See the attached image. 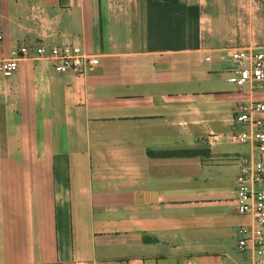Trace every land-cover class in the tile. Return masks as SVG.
Instances as JSON below:
<instances>
[{
  "label": "crops",
  "instance_id": "obj_1",
  "mask_svg": "<svg viewBox=\"0 0 264 264\" xmlns=\"http://www.w3.org/2000/svg\"><path fill=\"white\" fill-rule=\"evenodd\" d=\"M147 1L124 19L109 0H0L5 57L94 59L59 72L32 50L0 75V264H253L236 202L251 145L230 135L264 90L228 78L237 49L264 51V0H183L199 46L156 50Z\"/></svg>",
  "mask_w": 264,
  "mask_h": 264
},
{
  "label": "built area",
  "instance_id": "obj_2",
  "mask_svg": "<svg viewBox=\"0 0 264 264\" xmlns=\"http://www.w3.org/2000/svg\"><path fill=\"white\" fill-rule=\"evenodd\" d=\"M3 36L0 35V42ZM34 55L47 59L59 72H83L94 62L79 45L41 44L34 48L23 45L5 57L0 49V75L13 76L22 59ZM235 66L228 80L240 88L251 86L264 90V51L257 48H239L233 53ZM235 122L243 129L230 135L231 140L249 143L250 153L241 157L240 173L237 177V211L250 214L254 223L240 229L238 248L251 251L253 264H264V101L255 100L242 104L236 111Z\"/></svg>",
  "mask_w": 264,
  "mask_h": 264
},
{
  "label": "trees",
  "instance_id": "obj_3",
  "mask_svg": "<svg viewBox=\"0 0 264 264\" xmlns=\"http://www.w3.org/2000/svg\"><path fill=\"white\" fill-rule=\"evenodd\" d=\"M147 8L148 49L199 46V5L183 0H148Z\"/></svg>",
  "mask_w": 264,
  "mask_h": 264
},
{
  "label": "rangeland",
  "instance_id": "obj_4",
  "mask_svg": "<svg viewBox=\"0 0 264 264\" xmlns=\"http://www.w3.org/2000/svg\"><path fill=\"white\" fill-rule=\"evenodd\" d=\"M111 2L112 14L115 18L124 19L138 18V10L142 5V0H109ZM117 15H115V14ZM140 16V15H139Z\"/></svg>",
  "mask_w": 264,
  "mask_h": 264
}]
</instances>
